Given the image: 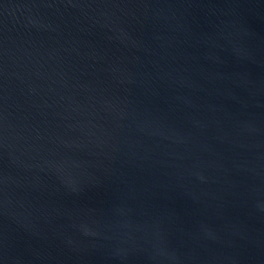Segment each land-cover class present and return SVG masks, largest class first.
Instances as JSON below:
<instances>
[{"label": "water", "instance_id": "95a60500", "mask_svg": "<svg viewBox=\"0 0 264 264\" xmlns=\"http://www.w3.org/2000/svg\"><path fill=\"white\" fill-rule=\"evenodd\" d=\"M0 264H264V0H0Z\"/></svg>", "mask_w": 264, "mask_h": 264}]
</instances>
